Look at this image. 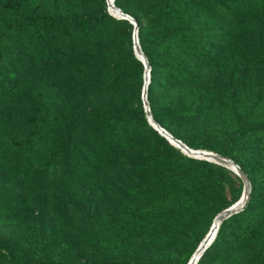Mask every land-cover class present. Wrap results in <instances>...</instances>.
Segmentation results:
<instances>
[{"label":"trees","instance_id":"obj_1","mask_svg":"<svg viewBox=\"0 0 264 264\" xmlns=\"http://www.w3.org/2000/svg\"><path fill=\"white\" fill-rule=\"evenodd\" d=\"M26 1L3 0L2 10L23 14ZM135 1L138 13L132 18L149 67L150 114L190 149L203 151L205 147H192L180 135L181 125L193 123L190 109H199L202 101L220 93L207 66L214 65L242 31L236 23L263 10L264 0H115L114 4L127 14ZM36 12L37 8L33 24L40 29L34 39L23 20L0 25V96H20L29 81L40 87L42 102L22 98L25 106L40 109L42 119L38 130H29L12 150L11 176L24 187L45 190V198L48 191L57 192L55 220L67 211H80L84 217L57 242L41 240L17 249L0 241V261L178 264L162 249L193 236L198 214L210 208L231 174L222 165L181 154L148 124L140 101L143 65L133 50V26L128 21L96 12L70 20ZM211 132V140L222 144L211 150L239 166L250 194L241 211L219 224L196 264H238L242 253L250 264H264V118H246ZM7 164L3 153L0 172ZM118 166L124 178L121 185L128 186L121 195L129 209L121 204V211H81L74 201L78 192L83 193L101 171ZM27 202L24 199L20 206ZM17 211L14 206L13 213Z\"/></svg>","mask_w":264,"mask_h":264},{"label":"rangeland","instance_id":"obj_2","mask_svg":"<svg viewBox=\"0 0 264 264\" xmlns=\"http://www.w3.org/2000/svg\"><path fill=\"white\" fill-rule=\"evenodd\" d=\"M2 1L0 0V25L9 20L16 22L23 20L25 31L33 39L36 37V29H40L33 24L32 15L35 14L36 8L38 10L36 13L43 17L63 15L67 20H70V18L96 12L98 14L105 13L111 19H120L107 6L106 0H37L36 4L27 0L26 11L19 15L2 10ZM114 3L115 0H113ZM138 4L139 2L135 1L128 7L127 15L131 18L135 13H138ZM228 23L232 24L230 20ZM238 24L242 31L232 43L223 48L224 50L216 63L207 66V71L216 78L220 93L208 101H202L199 109L198 107L190 109L189 113L191 120L194 119L193 123L181 125L182 129L179 132L192 147H205L203 151L214 154L217 153L211 149H221L222 144L211 140L213 129L246 118L250 120L264 118V9L253 14L251 19L236 23V25ZM8 53L10 50L5 52L6 55ZM0 65H3L1 53ZM207 71L204 73L205 76ZM144 74L143 68L141 88L145 80ZM37 81L38 85H44L41 78H37ZM33 84L36 83L29 81L24 83L19 92L20 96H14V94L0 96V157L5 153V158L9 161L6 171L0 172V241H9L17 249H24L41 240L57 242L62 235L69 234L76 226L80 225L84 217L80 211H67L64 212L65 216L58 218V221L55 220V209L59 208L58 193L50 190L48 197L45 198L43 196L45 190L24 187L22 182L14 180L11 176L14 173L15 165V158L12 160L15 157L12 155V150L18 147V142H23L29 130L34 127H37L38 130L42 119L40 109L25 106L22 99L26 96L38 104L42 103L38 94L40 87ZM233 91L235 92L233 93ZM163 129L168 132L165 128ZM172 146L191 159L202 160L193 158L176 146ZM209 163L222 165L231 174V180H227L221 194L212 201L210 208L198 214L197 221L194 223L193 236L178 239L169 244L168 248L162 249L164 254L176 257L178 264H188L193 259L195 251L211 232L214 218L219 213L235 206V203L243 197L245 192L243 181L231 167L215 162ZM21 172L22 164L19 168V173ZM123 181L124 178L121 180V167L103 170L98 177L92 178L86 185L84 194L78 192L77 199L74 201L81 211L102 213L112 209L121 211V204L129 209L128 202L121 195L122 191H126L127 186L121 185ZM41 195L42 198H40ZM24 199L28 202L22 207L20 205ZM14 206H17L18 209L16 213H13ZM45 213H49L50 216L46 217ZM245 256L246 254L242 253L236 258V262L250 264ZM3 260L0 261V264H6Z\"/></svg>","mask_w":264,"mask_h":264},{"label":"water","instance_id":"obj_3","mask_svg":"<svg viewBox=\"0 0 264 264\" xmlns=\"http://www.w3.org/2000/svg\"><path fill=\"white\" fill-rule=\"evenodd\" d=\"M107 6L111 9V11L116 14L120 19L128 21L132 26H133V33H132V44H133V50L135 51L136 55L138 56L140 62L143 65L145 74H144V84L141 90V102L142 106L147 118L148 124L165 140L168 141L169 144L176 146L177 148L181 149L183 152L187 153L188 155L192 156L193 158L197 159H202L207 162H215V163H220L225 166L231 167L237 175L241 178L243 181L244 187H245V192L243 197L235 203L236 205L233 206L232 208L225 210L221 213H219L213 220L212 224V229L213 233L208 236L203 240V243L200 245L199 248H197L196 252H198L197 256L195 257L194 260H190L188 264H196L201 255L205 252L207 247L211 244L212 240L215 238V235L217 233V228L218 224L225 220L226 218L230 217L233 214L238 213L241 211L246 202L249 199V194H250V186L248 183L247 178L239 169V166L236 165L234 162L231 160H228L226 158H223L221 156H218L217 154L211 153V152H206V151H200V150H192L186 145H184L180 140L174 138L171 134L166 132L157 122H155L150 114L149 107L146 101V92H147V85H148V78H149V67L146 58L140 51L139 45H138V38H137V27L135 21L127 14L123 13L119 8H117L113 3L112 0H106ZM212 239V240H211Z\"/></svg>","mask_w":264,"mask_h":264},{"label":"bare ground","instance_id":"obj_4","mask_svg":"<svg viewBox=\"0 0 264 264\" xmlns=\"http://www.w3.org/2000/svg\"><path fill=\"white\" fill-rule=\"evenodd\" d=\"M112 3H113V0H112ZM213 233V229H211V232H209V236L211 235ZM214 234V233H213ZM208 236V235H207ZM206 236V237H207ZM205 237V238H206ZM203 243V242H202ZM196 252V251H195ZM197 254H198V252H196V254L193 256V259L192 260H194L195 259V257L197 256Z\"/></svg>","mask_w":264,"mask_h":264}]
</instances>
